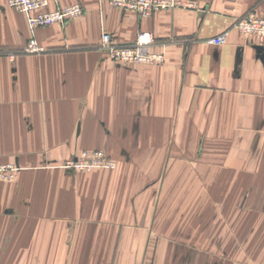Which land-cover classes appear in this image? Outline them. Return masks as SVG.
Instances as JSON below:
<instances>
[{
  "label": "crops",
  "instance_id": "1",
  "mask_svg": "<svg viewBox=\"0 0 264 264\" xmlns=\"http://www.w3.org/2000/svg\"><path fill=\"white\" fill-rule=\"evenodd\" d=\"M57 1L85 13L32 28L0 0V161L19 165L0 184V264H264V46L234 27L264 14V0H193L147 17ZM104 32L117 47L149 33L165 61L118 63L101 49ZM224 32L223 45L211 42ZM30 40L43 51L23 52ZM101 149L114 169L64 168ZM186 186L194 193L168 194ZM232 186L246 188L238 216L260 218L254 240L247 226L229 238ZM198 187H210L201 212ZM214 187L222 242L200 238V213L216 217Z\"/></svg>",
  "mask_w": 264,
  "mask_h": 264
},
{
  "label": "built area",
  "instance_id": "2",
  "mask_svg": "<svg viewBox=\"0 0 264 264\" xmlns=\"http://www.w3.org/2000/svg\"><path fill=\"white\" fill-rule=\"evenodd\" d=\"M109 5L126 10L135 11L141 17H147L161 10L176 8L196 9L197 4L193 0H101ZM51 4L54 8H51ZM9 6L20 13L28 15V21L32 28L49 27L55 24L65 25L70 21L82 17L85 8L80 4L61 6L57 0H9ZM234 27L241 33L253 36L259 46H264V14L250 12L240 18ZM224 32L211 42L223 45L228 36ZM154 43L149 33H141L132 46L117 47L113 44L111 36L103 33L101 49L111 58L122 64L136 63H163V54L150 53L149 45ZM26 53L36 54L43 51L35 40H30L25 49ZM115 164L109 156L101 151H84L79 156L66 161L64 168L71 172H91L100 167H113ZM19 171L17 162H0V184L12 181Z\"/></svg>",
  "mask_w": 264,
  "mask_h": 264
},
{
  "label": "rangeland",
  "instance_id": "3",
  "mask_svg": "<svg viewBox=\"0 0 264 264\" xmlns=\"http://www.w3.org/2000/svg\"><path fill=\"white\" fill-rule=\"evenodd\" d=\"M25 49H26V47H25ZM25 49H23L24 50L23 52L26 51ZM85 151H96V150H85ZM101 151L105 152L109 156L110 160H112L114 162L115 165L113 167H110V168L100 167L99 169H106V170L114 169L116 167L115 159L107 151L102 150V149H101ZM83 152L84 151H81V152H79V153H77L75 155H72L70 159H72L73 157L79 156L80 153H83ZM70 159H68V160H70ZM68 160H66V161H68ZM66 161H65V163H66ZM187 161H189V159ZM187 161L185 163H187ZM11 162H15V161H11ZM77 173H89V172H77ZM180 188L183 190V194H185V195L186 194H190L191 192L194 193L193 190H192L193 187L186 186V187H176V188L172 187V189L168 190V194H175V193L179 192ZM238 188L239 187H233V186L232 187H226L227 192L225 193V194H231L232 195V197H231L232 198V200H231L232 201V206H231V210H230L231 216H230V218H225V220H226L225 222L229 221V224H230V227H231L230 237L229 238L231 239V242L234 241L236 243L239 242V237H240V233H237L238 227L247 226L248 231H249L250 229H254V228H251V227L256 225V222L258 220H260V218L258 219V218H255L253 216L252 217H249V216L248 217H239L238 216L239 215V211L238 210L242 209L240 207L239 199H241L243 201L244 194H245L244 192L246 191L245 187H240L239 189ZM241 188H243V189H242V191L239 192V190ZM198 189H199L198 193L205 196V198H203L204 207L201 208V206H202V202H201L200 203V208L198 209L201 212L202 209H204V210L206 209L205 205H206V199L207 198H206L205 194H207L208 189L210 190V187H198ZM217 189H222V187H214L215 199H217V198L219 199L218 202H215V204L217 205V206L215 205V207H216L215 208L216 209V215L215 216L216 217H208V216L200 213V217H199V225H200V232H201L200 238L204 239L203 237H205V239L209 238V241L222 242L226 236L223 237V234H222V223H221V221H219V218L222 219L221 214L223 213V209L225 208V206H224V203H223L224 200L222 199L223 198L222 191L221 190L217 191ZM228 189H229V191H228ZM195 193H196V191H195ZM179 195H180V193H179ZM239 195L241 196V198L239 197ZM246 195H247V197H249L251 195V191L248 190ZM241 204H242V202H241ZM182 210H183L184 213L187 212L186 215L189 216L190 211H191V202L190 201H187V202L183 201L182 202ZM249 210L250 209H248V211ZM189 218H190L191 221L195 220L194 219V215H193V217L190 216ZM211 228L214 229V234H206L205 233L206 229H211ZM252 233L253 232H250V231L247 233L248 241L254 240V234H252Z\"/></svg>",
  "mask_w": 264,
  "mask_h": 264
}]
</instances>
